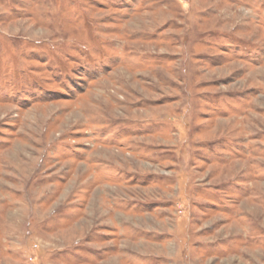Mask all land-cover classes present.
Instances as JSON below:
<instances>
[{"label":"rangeland","instance_id":"374dc122","mask_svg":"<svg viewBox=\"0 0 264 264\" xmlns=\"http://www.w3.org/2000/svg\"><path fill=\"white\" fill-rule=\"evenodd\" d=\"M0 264H264V0H0Z\"/></svg>","mask_w":264,"mask_h":264}]
</instances>
